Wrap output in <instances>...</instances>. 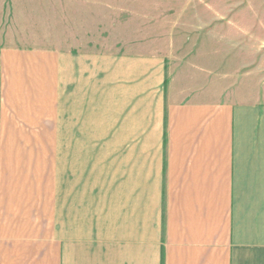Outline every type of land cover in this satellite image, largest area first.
<instances>
[{"label": "crops", "instance_id": "1", "mask_svg": "<svg viewBox=\"0 0 264 264\" xmlns=\"http://www.w3.org/2000/svg\"><path fill=\"white\" fill-rule=\"evenodd\" d=\"M227 1L0 0V264H264V23Z\"/></svg>", "mask_w": 264, "mask_h": 264}, {"label": "rangeland", "instance_id": "2", "mask_svg": "<svg viewBox=\"0 0 264 264\" xmlns=\"http://www.w3.org/2000/svg\"><path fill=\"white\" fill-rule=\"evenodd\" d=\"M163 0H108V13H109V22L110 25H112L113 22H115L116 12L123 11V14L132 11V8L134 7V10H139L141 13L147 12V10L151 11H159L162 9ZM243 0H228L226 5L222 4L221 10L224 8H230V11L235 12L238 14V12H241L240 7L243 8V6L246 7V14H251V21L253 26V46L259 45L260 37L258 35L257 29L260 28V23H264V0H249L251 2V5H245L242 4ZM247 1V0H246ZM194 5V4H192ZM192 5L189 9L186 10V12H190ZM211 6V5H210ZM159 7H161L159 9ZM177 8L178 12L184 11V9H180V5L174 6ZM173 7V8H174ZM207 7V5H205ZM223 8V9H222ZM226 9V10H227ZM229 11V12H230ZM117 17V16H116ZM258 47V46H257ZM252 63L253 65L258 66L261 64V62H264V53L261 52H255L252 53ZM258 85H253V89L257 88Z\"/></svg>", "mask_w": 264, "mask_h": 264}]
</instances>
